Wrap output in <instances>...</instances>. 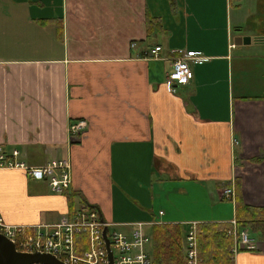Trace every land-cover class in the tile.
<instances>
[{
	"label": "crops",
	"instance_id": "crops-1",
	"mask_svg": "<svg viewBox=\"0 0 264 264\" xmlns=\"http://www.w3.org/2000/svg\"><path fill=\"white\" fill-rule=\"evenodd\" d=\"M240 3L0 0V146L26 167L72 165L65 194L22 169L0 170L4 221L52 223L83 202L111 229L144 223L150 236L154 226L228 224L238 201L264 207V54L233 41L253 16L241 22ZM157 46L159 59L149 58ZM178 50L204 60L171 93ZM79 122L83 136L72 141ZM163 192L167 207L155 212ZM124 195L130 222L116 218L130 205ZM255 243L231 264H264V241Z\"/></svg>",
	"mask_w": 264,
	"mask_h": 264
},
{
	"label": "built area",
	"instance_id": "built-area-1",
	"mask_svg": "<svg viewBox=\"0 0 264 264\" xmlns=\"http://www.w3.org/2000/svg\"><path fill=\"white\" fill-rule=\"evenodd\" d=\"M160 51L161 47H155L150 51L149 58L159 59ZM201 60L204 58L191 51L178 50L173 53L170 70L166 74V83L171 93L175 92L176 86H184L191 81L193 74L190 64ZM83 128L82 122L70 127V134L76 137L72 141L79 140L77 136H83ZM17 157L18 151L14 150L7 155L0 146V170L22 169L35 180L47 181L53 193H69L72 172L69 160L51 161L42 167H26L16 161ZM222 196L232 199L233 191L224 189ZM153 224L156 223H150ZM229 225L232 228L229 233L233 240L232 255L256 249V239L248 235L247 230L238 229L235 220ZM112 226L102 219L98 209L83 202L55 222L31 227L8 225L0 216V235L20 253L47 254L63 264H110V252L112 264H152L147 252L151 239L144 231V223L133 224L130 233L116 231L111 229ZM198 226L199 223L187 224L182 244L185 264H213L205 262L199 254ZM105 239L108 241V249Z\"/></svg>",
	"mask_w": 264,
	"mask_h": 264
},
{
	"label": "trees",
	"instance_id": "trees-1",
	"mask_svg": "<svg viewBox=\"0 0 264 264\" xmlns=\"http://www.w3.org/2000/svg\"><path fill=\"white\" fill-rule=\"evenodd\" d=\"M75 196L76 194L72 193L69 200ZM235 221L238 229H250L259 240L264 241V207H252L238 201ZM231 229L229 223H204L198 226V250L205 262L213 264L233 262L234 255L231 253L233 240L229 235ZM184 233L182 227L178 225L154 226L150 234L152 264H185L181 246Z\"/></svg>",
	"mask_w": 264,
	"mask_h": 264
},
{
	"label": "water",
	"instance_id": "water-1",
	"mask_svg": "<svg viewBox=\"0 0 264 264\" xmlns=\"http://www.w3.org/2000/svg\"><path fill=\"white\" fill-rule=\"evenodd\" d=\"M235 45H250L252 42L249 36L237 37L233 40ZM257 45V43H255ZM105 237V232L103 233ZM105 244L108 249V241L105 239ZM109 262L112 264V257L108 252ZM0 264H63L53 256L47 254H26L17 252L14 246L3 236L0 235Z\"/></svg>",
	"mask_w": 264,
	"mask_h": 264
},
{
	"label": "rangeland",
	"instance_id": "rangeland-1",
	"mask_svg": "<svg viewBox=\"0 0 264 264\" xmlns=\"http://www.w3.org/2000/svg\"><path fill=\"white\" fill-rule=\"evenodd\" d=\"M235 2H241L240 4L242 5L241 6V11L240 13L242 14L241 15V22L242 20L248 18L247 16H250V14L252 13L253 16L252 18L250 19L251 22H254L255 25H257V18L260 17V13L258 12V7L256 6L257 5V1H256V5L254 3L255 0H234ZM259 8H261V6H259ZM234 11L236 9H233ZM235 13L236 12H233V20H232V25L236 24V17H235ZM262 62H264V60H262ZM256 92L254 91H250V94H255ZM236 152V151H235ZM52 192V191H51ZM165 192H163L161 195H162V198L160 201H158L157 204L154 205V211L155 212H158V208H162V210H164L165 207H167V204L163 201V199L165 198V195H164ZM124 198L125 200L130 204L124 208H121V212L116 216L117 219H121V220H126V222H130L129 220L131 219V216H132V203L133 201L131 200V197L129 195H124ZM115 208H118L117 206L114 205ZM180 208V207H179ZM62 217V216H61ZM179 218V217H177ZM185 228H186V225H183ZM118 229V228H117ZM124 233H127L128 231L125 230V229H118ZM150 230V227H145L144 228V231L145 233H148ZM187 230V229H186ZM248 231V235H250L251 237L255 238L256 240L258 239L257 238V235L254 234V232L250 229H247ZM184 239V238H183ZM183 239H182V242H181V246L183 244Z\"/></svg>",
	"mask_w": 264,
	"mask_h": 264
},
{
	"label": "flooded vegetation",
	"instance_id": "flooded-vegetation-1",
	"mask_svg": "<svg viewBox=\"0 0 264 264\" xmlns=\"http://www.w3.org/2000/svg\"><path fill=\"white\" fill-rule=\"evenodd\" d=\"M254 3L258 7V12L261 14L256 20L257 25H255L254 22H251L249 19L246 28L243 29L244 35L242 36L235 32V37H233V40L240 36H249L252 42H254L252 44L257 43V45L261 47L262 53L264 54V0H255ZM259 6H261V8H259Z\"/></svg>",
	"mask_w": 264,
	"mask_h": 264
}]
</instances>
